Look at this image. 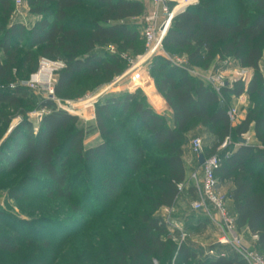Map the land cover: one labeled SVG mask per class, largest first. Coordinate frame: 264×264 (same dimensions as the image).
<instances>
[{"label":"trees","instance_id":"trees-1","mask_svg":"<svg viewBox=\"0 0 264 264\" xmlns=\"http://www.w3.org/2000/svg\"><path fill=\"white\" fill-rule=\"evenodd\" d=\"M24 1L30 12L41 18L31 28L11 22L15 0H0V52L4 56V59L0 57V118L5 119L2 106L19 108L22 95L29 90L17 81L15 68L29 62L32 65L31 74L35 73L39 66L38 55L66 63L55 88L57 97H63L80 76L103 74L106 80H112L124 72L122 53H97L95 50L108 45L129 50L128 47L139 40L138 32L123 21L143 14L141 2L94 0L104 16L101 21L89 19L83 22L78 18L76 21L73 15L81 0ZM246 1L254 13L235 21L213 12L209 2L189 7L174 19L163 46L170 51H184L194 65L205 61L210 64L216 57L233 58L243 68L254 71L249 84L240 81L232 89L224 88L218 93L188 71L157 58L153 74L158 91L171 109L172 127L166 118L146 106L138 92H125L120 97L100 102L96 109V121L106 140L95 148L84 150V130H69L78 122L77 117L57 109L54 102L46 100L43 107L50 112L43 117L39 131L35 132L34 125L25 119L4 142L0 160L5 167H0V173L4 169L27 167L31 173L47 178V197L69 201L72 186L67 166L69 157L78 154L87 164H107L102 192L106 201L111 202L124 189L125 182L140 171L138 157L142 158L144 149L166 152L160 161L165 175L152 176L151 187L155 194L145 196L153 210H159L173 207L180 197L179 185L186 182L182 145L198 125L207 128L216 138L214 152L227 138L236 136L239 142L240 136L248 133L252 124L256 138L264 146L262 112L249 113L237 129L232 126L229 114L230 102L234 98L247 94L264 99V75L260 70L264 51V0ZM21 45L28 49L25 61L18 59ZM143 45L141 52L146 48L145 42ZM12 84L16 87L11 90ZM4 85L7 86L2 89ZM116 116L127 122L133 132L147 134L143 146L124 158L118 157L113 146L120 141L118 131L111 132L106 125ZM210 155L205 149V156ZM216 178L219 182L232 183L229 198L234 202L236 227L257 237L256 247L264 253V148L239 145L216 171ZM32 181L39 180L32 178ZM14 196L22 197L19 194ZM74 210L79 211L80 208L75 207ZM5 216L0 212V227L6 221ZM141 223L142 227H134L129 234H124L126 243L111 242L114 247L101 264H156V260L161 264L168 256H175V264H189L198 259L199 254L188 246L177 247L164 240L166 223L163 219L144 215ZM16 225L13 227L18 233ZM28 244L36 246L33 239H29ZM43 247H50L49 242H45ZM17 250L18 246L10 239L0 237V251L15 253ZM198 264L247 263L233 253L227 258L205 257L199 259Z\"/></svg>","mask_w":264,"mask_h":264},{"label":"rangeland","instance_id":"rangeland-1","mask_svg":"<svg viewBox=\"0 0 264 264\" xmlns=\"http://www.w3.org/2000/svg\"><path fill=\"white\" fill-rule=\"evenodd\" d=\"M132 1L141 2L143 14L125 20L123 23L138 32L139 40L130 45L129 50L123 51L117 45H108L95 50L97 53L112 54L110 47H114L113 54L122 53L124 72L121 75L112 80H106V76L103 74L80 76L74 80L73 85L66 90L63 97H57L55 92L51 98L49 88L55 90L58 77L66 68V63L63 60L48 59L52 65L50 63L42 64L38 66L35 73L32 72L33 74H31L32 65L29 62H24V65L20 64L15 68L14 76L18 82H22L21 85L26 86L32 83L36 87L35 89L27 87L29 90L26 95H22L19 108L2 106L5 119L0 118V152L4 151V142L13 129L18 127L23 120L30 121L34 125L35 132L39 131L43 117L50 112V109L43 107L46 100L54 102L57 109L77 117L78 122L69 130H84V150L95 148L106 140L101 135L96 121V109L100 102L111 97H120L125 92H138L146 106L166 118L168 125L172 127L171 109L158 91L156 78L153 74V70H155L153 64L157 58L162 61L171 62L172 60L176 64L177 61L182 62L183 66H186L185 68L192 70L193 74L191 75L200 78L208 85L211 84L210 86L214 90L216 87L222 89L223 86L232 89L240 81L249 84L252 80L254 71L243 68L233 58L216 57L215 61L210 64L205 61L194 65L189 61L188 54L184 51H170L163 46L162 51L148 59L146 48L145 51L143 50L144 52H141L144 46L143 42L146 45L143 33L147 27L145 19L153 13L154 9L148 2ZM198 2L199 4L209 2L213 6L211 7L213 12L231 21L254 13L246 0H198ZM103 13L94 0H81L79 6L73 11L75 19L78 18L83 22L89 19L101 21ZM40 20V17L30 12L25 1L21 7L15 5L11 22L22 23L27 28H31ZM21 47L18 59L25 61L24 56L28 49L24 45ZM0 57L4 59L1 52ZM37 58L39 63L44 59L47 60L40 55ZM260 70L264 75V51L260 61ZM39 75L40 80H35ZM6 86L4 85L2 89H5ZM230 112L232 126L237 129L249 113L259 114L262 112L264 115V99L244 94L240 98L231 100ZM106 125L111 132L118 131L120 135V141L113 143L119 158L127 157L131 151L139 150L143 146L147 134L143 131L133 132L130 130L129 124L118 116L108 120ZM253 127L254 124L251 125L249 132L240 138L246 140L247 145L264 148L256 138ZM197 138L203 140L206 152L211 154L210 156L220 154L224 158L228 153L232 154L240 145L236 136H233V138H229L227 147L223 148L222 144L214 152L216 138L208 132L207 128L198 125L187 135L186 142L182 145L183 160L188 162L187 157L191 156L192 160L190 161L193 162L195 171L187 177L184 184H181L183 191L174 206L171 208L162 207L159 210H153L151 205L146 202L145 196L155 194L151 187L152 176L165 175L160 161L166 152L144 149L142 158L138 157L140 171L135 173L130 181L125 182L124 189L111 202L106 201L102 192V183L108 171L107 164H87L78 154H72L69 157L67 166L68 178L72 186L70 188L72 195L69 201L47 197L45 193L48 186L47 178L31 173L27 167L21 166L9 171L4 169L0 173V212L6 215V221L0 227V237L10 239L14 245L18 246V250L15 253L0 251V264H101L114 247L111 242L116 240L118 243H126L124 234H129L134 227H142L141 218L144 215L163 219L166 223L164 240L177 247L186 245L197 252L198 259L189 264H198L199 259L208 257L207 253L212 245L218 242L222 232L218 225L211 223L202 213L196 212L192 208V205L200 199L197 192L192 191L193 189L196 191L193 175L197 174L200 181L203 179L200 171L201 164L198 165L197 156L191 149L193 140ZM110 142L112 143L111 140ZM2 166L5 167L0 160V167ZM32 178L39 181H32ZM230 187H233L231 182H219V198L227 200ZM17 194L22 197L14 196ZM75 207L80 210L75 211ZM225 208L229 216L236 220L226 203ZM15 224L19 229L18 233L14 230ZM21 226L23 229H20ZM234 233L241 237L243 244L249 250L264 258V253L258 251L256 247L257 237L250 235L246 230L239 231L237 227ZM29 239L35 240V248L28 244ZM47 241L50 247H43ZM228 248L230 251L226 252L227 257L234 253L231 246ZM174 260L175 256L172 258L168 256L161 264H175ZM155 263L160 264L157 260Z\"/></svg>","mask_w":264,"mask_h":264},{"label":"built area","instance_id":"built-area-1","mask_svg":"<svg viewBox=\"0 0 264 264\" xmlns=\"http://www.w3.org/2000/svg\"><path fill=\"white\" fill-rule=\"evenodd\" d=\"M142 1L150 3L154 9L153 13L145 19L147 27L143 33L146 41V56H148V59H150L154 55L156 56L158 52L163 50V41L171 28L174 17L178 14L183 13L189 7L198 5L199 2L198 0ZM23 4L24 0H15L16 7H21ZM110 50L112 53H114L115 48L110 47ZM177 62L178 63L176 64L171 60L170 63L177 68L186 70L190 74H193L192 70L185 68L186 66H183L182 62ZM49 63L50 61H48V59H44L40 61L39 66ZM50 64L52 65V63ZM41 70L44 71V69ZM52 72H50V74ZM39 77L40 75L37 76L35 80L39 81ZM15 87V84L10 85L11 89H15ZM26 87L35 89L36 86L35 84L29 83L26 85ZM215 89L218 93H220V90L224 89V86L222 89L218 87H216ZM49 94H51V98L55 95L54 88H49ZM50 96L48 97L50 98ZM228 143L229 138L224 141L222 147H227ZM191 149L193 151V154H195L198 158L201 155L205 156V147L202 139H194ZM230 155L231 154L228 153L224 158L227 159ZM224 158L220 154L208 157L205 156L204 163L200 165V171L203 175V179L200 181L197 177V174L193 175V178L196 182V192L200 198L198 202H195L192 205L193 210L202 213L207 220L218 225V227L221 228L222 232L220 239L217 243L212 245L211 249L207 253V256L213 259L227 258L226 252L218 251V248L231 246L234 253L242 258L247 264H264V258L256 252L249 250L247 246L243 244L241 237L235 235L234 231L236 228V220L233 219V217L229 216V214L227 213V210L225 208L226 199H221L218 196L219 180L216 178V171L221 167L223 161L225 160ZM179 189L181 192L183 191V187L181 185H179Z\"/></svg>","mask_w":264,"mask_h":264},{"label":"crops","instance_id":"crops-1","mask_svg":"<svg viewBox=\"0 0 264 264\" xmlns=\"http://www.w3.org/2000/svg\"><path fill=\"white\" fill-rule=\"evenodd\" d=\"M187 157V156H186ZM188 159V162H185V168H186V179L187 177H189V175H191L195 170H194V164L193 162H191L190 160H192V157L189 156L187 157ZM186 161V159H185ZM190 161V162H189ZM196 162H198V165L199 164V158L197 157L196 158ZM190 173V174H189ZM189 179V178H188ZM232 188L230 187V190ZM226 204H227V207L229 208L230 212L233 214V215H236V212H235V207H234V202L232 199L229 198V195H228V198L226 200ZM229 248L228 247H219L218 248V251H224V252H228ZM230 251V250H229Z\"/></svg>","mask_w":264,"mask_h":264},{"label":"water","instance_id":"water-1","mask_svg":"<svg viewBox=\"0 0 264 264\" xmlns=\"http://www.w3.org/2000/svg\"><path fill=\"white\" fill-rule=\"evenodd\" d=\"M239 144L240 145H247L248 143H247L246 140H244V139L241 138V139H239ZM204 160H205V156L204 155H201L199 157V163L202 165L204 163Z\"/></svg>","mask_w":264,"mask_h":264}]
</instances>
